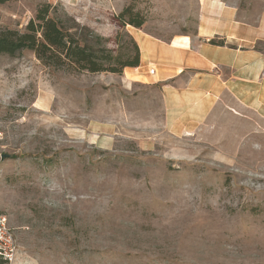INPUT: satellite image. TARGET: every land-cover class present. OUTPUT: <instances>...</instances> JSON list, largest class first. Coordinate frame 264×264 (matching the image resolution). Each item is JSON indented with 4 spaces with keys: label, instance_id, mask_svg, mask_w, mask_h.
<instances>
[{
    "label": "rangeland",
    "instance_id": "374dc122",
    "mask_svg": "<svg viewBox=\"0 0 264 264\" xmlns=\"http://www.w3.org/2000/svg\"><path fill=\"white\" fill-rule=\"evenodd\" d=\"M222 1L247 26L264 16V0ZM127 3L7 0L0 30L24 31L48 5L64 31L114 51L128 45L130 29L115 38L114 21ZM136 7L143 31L164 41L192 35L207 13L196 0ZM114 78L47 67L27 50L0 55V213L17 244L12 264H264V72L201 117L196 101L175 100L169 113L159 87Z\"/></svg>",
    "mask_w": 264,
    "mask_h": 264
},
{
    "label": "crops",
    "instance_id": "0c3cea01",
    "mask_svg": "<svg viewBox=\"0 0 264 264\" xmlns=\"http://www.w3.org/2000/svg\"><path fill=\"white\" fill-rule=\"evenodd\" d=\"M196 1L203 4L207 13L197 18L195 34L173 35L164 41L143 29L128 26L127 31L139 48V66L125 68L114 79L122 84L159 87L169 113L176 107L175 100L196 101L197 115L201 117L210 103L232 92L234 85H244L247 74L257 78L264 72V50L254 49L258 42H264V27L259 30L260 23L264 26V16L257 26H247L237 19L236 8L222 0ZM183 37L187 41H182ZM211 39L223 41L224 45H211ZM247 53L252 59L249 64ZM150 69L154 70L152 75L148 74ZM182 79L185 80L182 86L173 85Z\"/></svg>",
    "mask_w": 264,
    "mask_h": 264
},
{
    "label": "trees",
    "instance_id": "16d2710c",
    "mask_svg": "<svg viewBox=\"0 0 264 264\" xmlns=\"http://www.w3.org/2000/svg\"><path fill=\"white\" fill-rule=\"evenodd\" d=\"M7 0H0V5ZM138 0H128L122 10L114 17L119 28L115 38L126 26L135 29H143L146 24V16L137 9ZM49 6H42L35 18L30 20L24 31L0 30V55L14 57L22 51L32 52L36 59L44 66L54 69H66L72 73L87 72L90 74L121 75L125 68H137L139 66V48L133 37L124 32L127 44L117 50H109L101 46L107 41L98 35L89 34V42L70 32L64 31L56 21L49 18ZM195 34V33H194ZM209 44L223 46V41L209 40ZM255 45V50L263 49ZM0 264H6L0 259Z\"/></svg>",
    "mask_w": 264,
    "mask_h": 264
},
{
    "label": "built area",
    "instance_id": "2783aa9c",
    "mask_svg": "<svg viewBox=\"0 0 264 264\" xmlns=\"http://www.w3.org/2000/svg\"><path fill=\"white\" fill-rule=\"evenodd\" d=\"M149 74L154 73L150 69ZM17 244L12 228L9 226L7 217L0 213V259L6 264H12L16 259Z\"/></svg>",
    "mask_w": 264,
    "mask_h": 264
},
{
    "label": "water",
    "instance_id": "95a60500",
    "mask_svg": "<svg viewBox=\"0 0 264 264\" xmlns=\"http://www.w3.org/2000/svg\"><path fill=\"white\" fill-rule=\"evenodd\" d=\"M5 158H8V155L7 154H1L0 155V161L5 159Z\"/></svg>",
    "mask_w": 264,
    "mask_h": 264
}]
</instances>
